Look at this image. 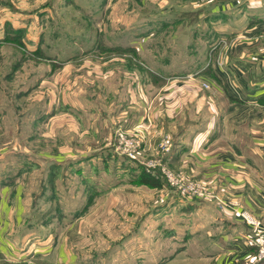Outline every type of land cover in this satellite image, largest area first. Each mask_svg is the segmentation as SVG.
Returning <instances> with one entry per match:
<instances>
[{"label":"rangeland","instance_id":"374dc122","mask_svg":"<svg viewBox=\"0 0 264 264\" xmlns=\"http://www.w3.org/2000/svg\"><path fill=\"white\" fill-rule=\"evenodd\" d=\"M228 1L0 0V207L7 205L0 210V246L5 253L24 246L31 252L32 245H41L38 233H44L53 255L44 263L26 255L36 264H57L64 250L77 255L80 264L227 263L231 255L219 245L234 242L228 233L218 238L215 209L208 206V214L201 213L198 201L211 199L226 208L228 203L205 177L165 162L170 149L160 153L159 142L166 136L170 143L171 137L157 123L151 100L175 73L179 81L191 79L217 99L200 77L213 78L210 63L218 45L217 62H222L235 42L246 39L239 32L221 41L218 37L231 34H217L214 29L222 23L205 19L203 11ZM249 36L264 46V33ZM137 125L144 129L140 157L158 160L184 183L197 184L198 196H184L167 183L138 188L133 181L145 169L113 145L118 133ZM151 133L160 140L147 149ZM162 189L176 198L174 210L160 206L166 196ZM157 209L164 220L153 217ZM231 211L254 232L261 231L252 212ZM240 211L249 212L257 225L246 223ZM22 218L20 232L28 230L20 234L15 220ZM171 226L178 231L175 239L168 237ZM200 228L208 237L200 235ZM137 229L149 230L142 257L126 250L137 249ZM158 229L163 236L153 237ZM185 230L193 235L182 236ZM256 242L247 263H264L255 258Z\"/></svg>","mask_w":264,"mask_h":264},{"label":"crops","instance_id":"0c3cea01","mask_svg":"<svg viewBox=\"0 0 264 264\" xmlns=\"http://www.w3.org/2000/svg\"><path fill=\"white\" fill-rule=\"evenodd\" d=\"M203 16L208 20L215 19V23L219 21L217 24L222 23L219 28L214 29L216 33L231 34L227 37H218L221 41L232 40L239 32L246 39L235 42L228 53L221 56L222 62H217L219 60L217 52L219 53L221 49V45H218L213 55L215 62L213 60L210 63L213 78H203V75L200 77V81L204 80L211 85L217 99H213L207 92H201V88L191 79L179 81L177 77L179 74L175 73L171 75L174 77L172 80L171 76H168L171 81L168 79L169 82L163 87V93L161 88L155 89L157 96L151 100V105L157 123L164 126L171 137V147L165 162L177 167L184 166L196 177H205L212 191L228 203L229 208H226L227 206L220 207L211 199L198 201L203 202L198 208L201 213L208 214L206 212L208 206L215 209V220L220 227L218 238L228 233L229 239L234 242L232 246H225V243L219 245L223 254L231 255L228 261H225L226 264H252L247 263V259H250V251L255 248L254 239L264 236V50H258L264 46L258 40L250 42L248 39L252 36L246 38V35H251L252 32L264 33V0L216 2L203 11ZM144 115L143 113L140 120ZM155 131L161 134V130ZM155 140L157 144L160 137L151 133L149 139L151 144L147 149L155 146ZM139 186L138 188L142 190H150L142 184ZM109 189L112 190V187ZM164 193L166 196L160 206L166 210H174L176 198L169 196L166 190L162 189L161 196ZM139 200L141 203L145 201L144 194ZM6 208L1 206L0 210ZM196 208L195 204L190 212ZM231 208L247 209L252 212L262 223L261 231L254 232L251 227L242 223ZM158 210L153 217L164 220V214L158 213ZM173 216L175 217L176 213L173 212ZM15 221L19 224L20 234L28 230L26 228L20 232L23 218ZM148 231L137 229L138 239L135 240L137 249H129L126 246V250H134L142 257V248H146L142 242ZM199 231H202L200 233L202 237H208L206 229L200 228ZM168 232L170 234L168 237L174 239L178 233L173 226L169 227ZM152 233H156L152 234L153 237L158 236L161 229ZM188 233L193 235L192 230H185L182 236L186 237ZM38 234L36 240L41 245L35 248L32 245L31 252H26L24 246L17 251L5 253V249L0 246V262L3 260L11 263L16 256L20 259H29L26 255H31L30 258L36 263L39 262L38 259L43 263L47 262L53 255L49 239L44 233ZM194 235H197V232H194ZM167 248L170 249V246ZM176 251L173 245L171 253L175 254ZM65 253V250L61 253L57 264H80L77 262V255ZM138 262L145 263L141 259Z\"/></svg>","mask_w":264,"mask_h":264},{"label":"built area","instance_id":"2783aa9c","mask_svg":"<svg viewBox=\"0 0 264 264\" xmlns=\"http://www.w3.org/2000/svg\"><path fill=\"white\" fill-rule=\"evenodd\" d=\"M132 132H120L115 137L114 148L115 151L123 155L130 161L137 162L147 173L152 175L157 174V171L160 172V175L165 179L166 183L172 189H180L181 194L184 196H198L200 194L196 192V185L195 184H186L183 182V178L172 171L171 169L164 166L158 160H143L140 157L142 153V144L144 138L141 134H144V129L141 128L140 125H137L133 128ZM165 137V138H164ZM160 142V150L162 152H167L170 149V143L168 137L164 136ZM201 196V195H200ZM239 215L246 221L248 224L257 225L256 219L249 214L247 211H240ZM256 243L258 246L257 254L255 258L257 260H262L264 258V238L261 236L256 237ZM13 264H36L31 259H18Z\"/></svg>","mask_w":264,"mask_h":264},{"label":"trees","instance_id":"16d2710c","mask_svg":"<svg viewBox=\"0 0 264 264\" xmlns=\"http://www.w3.org/2000/svg\"><path fill=\"white\" fill-rule=\"evenodd\" d=\"M136 180L133 181L137 184L146 183L150 186H162L166 184L160 172L157 171V174L152 175L150 173L145 172V170L141 169L136 173Z\"/></svg>","mask_w":264,"mask_h":264}]
</instances>
